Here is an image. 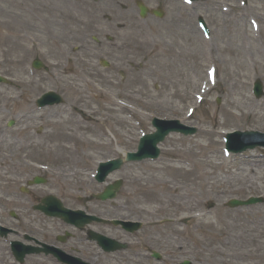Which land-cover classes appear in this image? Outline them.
<instances>
[{
  "label": "rangeland",
  "instance_id": "374dc122",
  "mask_svg": "<svg viewBox=\"0 0 264 264\" xmlns=\"http://www.w3.org/2000/svg\"><path fill=\"white\" fill-rule=\"evenodd\" d=\"M51 1L0 0V76L10 81L0 84L1 195L13 194L16 205L25 208L19 212L24 223L40 228L49 242L70 231L75 239L69 243L93 264H264V204L225 206L230 199L264 197V149L226 155L222 141L232 131L264 133V95L255 99L251 92L257 79L264 90V34L252 29L249 18L264 19V4L231 0L230 12L224 14L222 0H199L192 6L183 0H80L79 12L70 8L72 17L65 22L58 17L60 3ZM136 1L160 8L162 19L141 20ZM198 17L205 20L208 39ZM190 28L218 66L215 85L207 78L211 65L185 56L184 34ZM239 35H244V69L237 58L232 60ZM33 59L44 69H31ZM104 59L107 68L100 65ZM79 73L85 77L81 102L73 91ZM175 80H181L180 86L173 89ZM200 80L208 81V92L198 104L194 95L200 94ZM48 91L61 95L63 104L38 110L35 99ZM236 102L239 109H230ZM120 104L124 113H113ZM152 117L178 119L197 133L169 135L157 161L125 164L107 179L124 182L113 202L92 200L104 187L92 178L97 163L134 151L140 135L153 131ZM64 120L74 126L52 124ZM8 121L13 127L7 128ZM181 155L186 159L176 158ZM35 176L48 182L32 187L29 196L21 193ZM45 195L69 209L140 220L144 226L134 236L110 226H89L128 245L126 251L99 253L87 248L83 233L32 210ZM151 251L162 256L161 262L150 257ZM12 263L7 243L0 239V264ZM24 264L55 263L42 258Z\"/></svg>",
  "mask_w": 264,
  "mask_h": 264
},
{
  "label": "water",
  "instance_id": "95a60500",
  "mask_svg": "<svg viewBox=\"0 0 264 264\" xmlns=\"http://www.w3.org/2000/svg\"><path fill=\"white\" fill-rule=\"evenodd\" d=\"M140 9V14L142 17L146 15V9L139 5L138 6ZM154 15L161 17V14L154 12ZM40 63L35 62L33 63V67L36 69L40 68ZM0 82H3L2 79H0ZM256 96L259 98L262 96V87L261 84L258 82L257 83V93ZM58 103L59 99L53 94H48L42 97L41 100H39L37 103L38 105L41 104H54ZM153 126L156 127L157 131L156 133L149 135L148 137L142 139L140 146H139V152L136 155L132 154H127V161H133V160H141V159H146V158H155L157 155V149H156V144L160 143L166 135H168L169 132L175 131L179 132V134H184V135H191L195 133L194 129H186L183 127L178 126L177 123H163L158 121L153 122ZM235 138H241L244 139L245 143L241 145L240 147H232L229 146L228 149L231 150L233 153H241L247 149H253L255 146H264V135H260L257 133H252L251 132H246V133H236L234 135ZM122 164V161L117 160V161H112L108 164H102L101 169L102 173L98 178V181H103L104 176L112 172L114 170L119 169L120 165ZM43 183L42 180H38V178H35L33 181V184H40ZM121 186L120 181H117L114 185L111 187L108 186L102 194L97 196V199L102 201L114 198L116 193L118 192L119 188ZM259 202H263L261 199H249L248 201L242 202V201H236L232 200L228 203L229 207H238V206H246V205H251V204H256ZM44 206L39 207L38 209L44 212L45 214L49 216H58L65 220L68 223L75 224L78 228H82L85 224L90 223L91 221H96V222H101L100 220L94 218V217H86L84 214L81 212L77 213H70L67 210H65L59 202L54 200L51 197H48L43 200ZM113 222V221H112ZM113 224H119V222H113ZM123 226V229H125L128 232H133L138 230L140 228V224H121ZM91 237L95 238L97 243L105 250L106 252H113L117 250L124 249V245H120L116 243L114 240H106L102 238L101 236H98L96 234L91 233ZM22 254H20L21 256ZM156 259H158L157 255H153ZM188 264V263H185Z\"/></svg>",
  "mask_w": 264,
  "mask_h": 264
},
{
  "label": "bare ground",
  "instance_id": "6f19581e",
  "mask_svg": "<svg viewBox=\"0 0 264 264\" xmlns=\"http://www.w3.org/2000/svg\"><path fill=\"white\" fill-rule=\"evenodd\" d=\"M74 1H75L74 4L69 3L68 0H52L51 1L55 5L60 3L59 6H58L59 10H60V13H59L58 17L63 19L62 21L66 22L72 17L70 15L71 13H69L70 8H71V10L74 11L73 14H75L77 10L79 12V10H80V0H74ZM230 1L231 0H222V2H221L222 5L221 6H223L224 8L228 7L227 2H230ZM258 1L260 3L264 4V0H258ZM223 13L229 14V12H227L226 10H223ZM245 13L247 14L248 12L245 11ZM245 13H243L241 15V17L245 16L244 15ZM254 19H255L254 21L256 23L257 32L260 34L261 30H262V32L264 34V28L263 29L261 28V25L264 27V19H263V17L262 16L261 17L257 16L256 18L254 17ZM243 37H244V35H239L240 46H239V48L237 50H232L231 51L233 53V57H234L232 60H235L237 58L238 59L237 62H239V67H241L242 69L245 68V60H244V58H245V54H246V52L243 50V42H244ZM184 39L186 41V47H187V51L185 53V56H187V58L189 60L193 59V58L197 59L198 57H199V59L200 58L204 59V57H205V56H203L204 52L201 50L199 43L195 39L194 32L192 31L191 28L190 29H186L185 34H184ZM204 62L213 64V65L215 64L214 60H213V58L211 56L207 57L206 60H204ZM233 62H235V61H231L232 64H233ZM263 68H264V65H263ZM223 71H224V69H223ZM75 78L78 79L77 80L78 84L75 87L73 86V91L75 92V95H77L78 100L81 102V101H83L81 83L84 86L85 77L83 76L82 73H79L78 76L75 77ZM179 81H181V80H179ZM179 81L175 80V84L172 86L173 89L174 88L176 89L177 86L178 87L180 86ZM199 82H201V80ZM79 83H80V85H79ZM87 85H90V82H87ZM85 86H86V84H85ZM95 88L99 92V94H102L101 89H99L98 87H95ZM175 95H176V93L174 92V93H172L171 97H173ZM8 99L10 100L11 98H8ZM85 102H86L87 105H88V103H90L87 100ZM239 105H240V103L236 102V103L233 104V106L230 107V109L233 108L234 110H237V109H239L238 108ZM112 111H113V113L115 112V113L123 114L125 110H124V108L122 106H119L116 110H112ZM225 114L229 115L230 117L235 116L234 113H232L231 111H226ZM92 115H94V112L90 113V116H92ZM236 116H239V115H236ZM117 122H123V119L117 118ZM52 124L56 128L58 127L60 129H62V128L64 129L68 125H71V126L73 125L74 126V123L71 122L70 120H64V121H60V122L56 121V122H54ZM72 137H73V135H72ZM78 140L80 142H82V143H85V144L89 145V142H87L85 140H81L79 138H78ZM166 152L168 153V151H166ZM176 158H178L180 160H185L186 159L183 155H181L179 157H176ZM62 176H63V178H68L69 177V176H64V175H62Z\"/></svg>",
  "mask_w": 264,
  "mask_h": 264
},
{
  "label": "flooded vegetation",
  "instance_id": "af4514ba",
  "mask_svg": "<svg viewBox=\"0 0 264 264\" xmlns=\"http://www.w3.org/2000/svg\"><path fill=\"white\" fill-rule=\"evenodd\" d=\"M25 230V229H24ZM9 234H12V235H14V236H17V237H19V239H21V238H25V236H27V237H29V238H33V239H35V241H37L39 244H41V243H45L46 242V240H45V236L44 235H42V233H40V232H34V231H32V230H30V229H27L26 230V235H24L25 233H18V232H16L15 230H10V232H9ZM36 245V244H35ZM72 250V249H71Z\"/></svg>",
  "mask_w": 264,
  "mask_h": 264
}]
</instances>
